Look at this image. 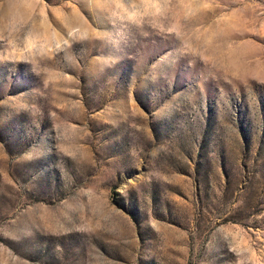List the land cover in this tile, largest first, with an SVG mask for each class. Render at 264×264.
I'll return each mask as SVG.
<instances>
[{
  "label": "rangeland",
  "instance_id": "374dc122",
  "mask_svg": "<svg viewBox=\"0 0 264 264\" xmlns=\"http://www.w3.org/2000/svg\"><path fill=\"white\" fill-rule=\"evenodd\" d=\"M0 264H264V0H0Z\"/></svg>",
  "mask_w": 264,
  "mask_h": 264
},
{
  "label": "clouds",
  "instance_id": "9594fccd",
  "mask_svg": "<svg viewBox=\"0 0 264 264\" xmlns=\"http://www.w3.org/2000/svg\"><path fill=\"white\" fill-rule=\"evenodd\" d=\"M117 5H121V0H116Z\"/></svg>",
  "mask_w": 264,
  "mask_h": 264
}]
</instances>
